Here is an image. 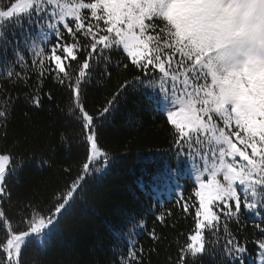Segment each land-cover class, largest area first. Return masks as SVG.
Here are the masks:
<instances>
[{
    "label": "snow or ice",
    "instance_id": "obj_1",
    "mask_svg": "<svg viewBox=\"0 0 264 264\" xmlns=\"http://www.w3.org/2000/svg\"><path fill=\"white\" fill-rule=\"evenodd\" d=\"M114 71L126 75L90 107L89 88ZM130 95L140 112L161 115L171 136L169 150L152 153L164 167L148 195L158 201L161 185L180 189L176 203L192 222L165 264H264V0H0V264H42L30 251L46 255L73 211L102 199L92 185L118 162L102 130ZM17 114L24 131L10 133ZM81 149L62 186L39 200L14 194L27 170L42 178L61 152L71 159ZM151 199L118 234L128 243L119 264H152L168 239L163 229L176 230V213Z\"/></svg>",
    "mask_w": 264,
    "mask_h": 264
},
{
    "label": "trees",
    "instance_id": "obj_2",
    "mask_svg": "<svg viewBox=\"0 0 264 264\" xmlns=\"http://www.w3.org/2000/svg\"><path fill=\"white\" fill-rule=\"evenodd\" d=\"M126 73L113 72V79L110 82L94 83L88 90V103L90 107H97L103 104L105 98L111 94L119 80L123 79ZM105 83L107 86L105 87ZM49 87L52 83L49 82ZM57 92V103L62 106L68 104V94L62 89H55ZM136 98L129 96L127 101H121L119 111L105 122L102 130V141L104 147L113 153L117 163L111 168L103 180L92 185L93 193L102 194V199L89 198L86 207H79L67 218L60 233L52 240L51 246L44 253L30 251L28 257L30 262L39 260L42 264H91L100 261L114 262L119 264L117 257L120 251H128L126 240L118 239V234L126 232L130 227V218L139 213L141 205H146L151 199L149 191H155L150 186L154 176L163 170L162 160L153 159L152 153L167 151L171 148V136L168 126L161 115L155 112H140L136 107ZM19 112V110H18ZM130 113L135 114L130 118ZM39 120L49 123L48 114L38 113ZM57 123L51 129L56 136L62 128ZM163 125V127H161ZM24 131V120L22 115L17 114L10 125V133L13 131ZM56 136L53 142H56ZM10 135L8 144L12 143ZM37 151L41 145L35 144ZM84 150L74 153L72 158L61 152L56 156L57 163L42 178L32 169L26 171L24 183L16 186L14 194L23 196L33 195L39 200L50 194L51 190L62 186L68 176L63 172L64 167H71L75 175L80 161L84 157ZM185 194L191 191V179L185 177L180 181ZM180 189L173 192L170 188L161 185L159 189L160 199H151V203L159 207L164 205L176 213V230L171 228L163 229L168 239L158 245L159 256L151 257L152 264H165L169 252L175 254L176 243L174 237L177 232H185L191 227V219L184 218L179 205L176 203V196ZM148 228L153 227V217L148 215ZM157 232L161 231L156 226ZM136 239L145 249L153 246V241L148 239L143 232L137 233ZM183 240V237H180ZM170 246V247H169ZM117 249L114 253L113 249Z\"/></svg>",
    "mask_w": 264,
    "mask_h": 264
}]
</instances>
